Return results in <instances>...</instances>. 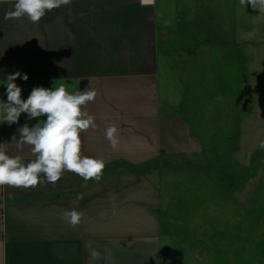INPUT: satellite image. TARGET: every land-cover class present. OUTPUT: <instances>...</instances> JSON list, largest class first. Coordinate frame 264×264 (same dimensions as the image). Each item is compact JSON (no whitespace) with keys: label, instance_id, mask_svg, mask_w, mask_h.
<instances>
[{"label":"crops","instance_id":"0c3cea01","mask_svg":"<svg viewBox=\"0 0 264 264\" xmlns=\"http://www.w3.org/2000/svg\"><path fill=\"white\" fill-rule=\"evenodd\" d=\"M14 3L0 0V101L16 71L28 75L14 81L25 100L34 87L64 84L73 93L91 85L97 96L82 111L97 128L81 133V155L103 160L105 169L99 181L65 171L55 185L0 186V264H162L164 188L149 171L132 169L203 150L179 110L185 94L177 100L166 89L180 79L165 52L176 38L158 8L166 1L72 0L38 23L5 19ZM44 119L22 113L17 123L0 122L6 153L35 159L16 140L25 123ZM109 125L119 129L115 150L105 138ZM72 209L83 212L75 227L62 218Z\"/></svg>","mask_w":264,"mask_h":264},{"label":"rangeland","instance_id":"374dc122","mask_svg":"<svg viewBox=\"0 0 264 264\" xmlns=\"http://www.w3.org/2000/svg\"><path fill=\"white\" fill-rule=\"evenodd\" d=\"M162 1L180 76L166 89L185 94L203 149L145 170L164 188L162 264H264V14L240 0Z\"/></svg>","mask_w":264,"mask_h":264},{"label":"clouds","instance_id":"9594fccd","mask_svg":"<svg viewBox=\"0 0 264 264\" xmlns=\"http://www.w3.org/2000/svg\"><path fill=\"white\" fill-rule=\"evenodd\" d=\"M72 0H15L14 9L5 14V19L27 17L32 23H38L47 12L70 5ZM154 0H141V4H151ZM242 6L250 5L264 14V0H240ZM18 78L28 80L27 74L20 71L5 78L7 102L0 101V122L17 123L22 113L29 120L46 115L34 126L25 123L20 129L17 148L31 147L35 157L25 163L21 155L10 156L5 144H0V186L30 189L38 185H55L64 172L79 175L84 181H99L105 169V162L81 155V133L89 129L95 131V117L82 106L87 107L97 96L91 85L84 91L69 93L64 84L52 88L34 87L28 98L22 99V88L14 81ZM105 138L115 150L119 146V129L109 125L105 129ZM259 147L264 149V140ZM83 212L75 209L65 210L62 218L70 225L77 226Z\"/></svg>","mask_w":264,"mask_h":264},{"label":"trees","instance_id":"16d2710c","mask_svg":"<svg viewBox=\"0 0 264 264\" xmlns=\"http://www.w3.org/2000/svg\"><path fill=\"white\" fill-rule=\"evenodd\" d=\"M151 165L153 164H147V166L146 165L138 166L136 168H133L132 170L144 172L147 168L151 167Z\"/></svg>","mask_w":264,"mask_h":264}]
</instances>
